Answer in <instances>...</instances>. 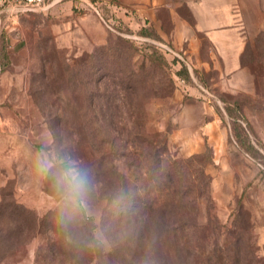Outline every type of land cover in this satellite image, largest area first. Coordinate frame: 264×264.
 Wrapping results in <instances>:
<instances>
[{
	"label": "rangeland",
	"instance_id": "374dc122",
	"mask_svg": "<svg viewBox=\"0 0 264 264\" xmlns=\"http://www.w3.org/2000/svg\"><path fill=\"white\" fill-rule=\"evenodd\" d=\"M102 16L68 0L44 13L0 14V48H11L20 63L25 58L30 95L45 123L40 155H28L21 168L0 167V264H132L137 258L140 264H186L185 242L199 240L202 264H218L210 247L228 242L242 263L248 240L264 258V76L257 82L262 96L217 86L176 96L174 56L137 40L118 15ZM129 58L145 85L126 89L121 71H109L111 63L122 68ZM211 77L218 74L208 75L210 86ZM235 103L250 109L243 113ZM153 139L165 156L200 155L205 164L211 200L200 198L169 219L196 224V237L179 230L159 239L150 218L127 210L120 195L133 187L151 190L155 224L164 207L166 214L180 211L168 204L163 187L154 190L143 167L138 180L130 176V154L145 155ZM42 161L50 165L46 171ZM68 161L89 180L75 206L55 180ZM236 228L239 234L232 235Z\"/></svg>",
	"mask_w": 264,
	"mask_h": 264
},
{
	"label": "crops",
	"instance_id": "0c3cea01",
	"mask_svg": "<svg viewBox=\"0 0 264 264\" xmlns=\"http://www.w3.org/2000/svg\"><path fill=\"white\" fill-rule=\"evenodd\" d=\"M48 1L53 2L52 10L65 0ZM68 2L80 5L78 0ZM90 3L93 8L89 9L102 19L103 13L118 15L135 37L174 50L196 82L189 85L188 95L197 96L200 86L209 90L217 86L237 96H262L257 83L262 77L247 65L245 56L264 37V0H90ZM141 30L149 36H140ZM10 49L3 65L0 60V167L16 163L21 168L28 155L42 153L45 123L30 95L25 58L20 63ZM212 73L218 77H211L210 86L208 75ZM200 79L206 85H198ZM178 94L182 92L176 90L175 95ZM190 101H186V108ZM188 112L198 113L192 109Z\"/></svg>",
	"mask_w": 264,
	"mask_h": 264
},
{
	"label": "trees",
	"instance_id": "16d2710c",
	"mask_svg": "<svg viewBox=\"0 0 264 264\" xmlns=\"http://www.w3.org/2000/svg\"><path fill=\"white\" fill-rule=\"evenodd\" d=\"M140 36L147 37L149 33L141 30L139 32ZM146 45V43H143ZM141 45V46H143ZM134 46L130 45V49H133ZM115 55L118 58V51H115ZM113 56V55H112ZM8 52L4 47L0 48V60L3 65V61L7 60ZM264 37H260L258 42H256V47H251L247 50L245 59L247 60V65L252 69V71L257 76H264ZM93 59V57H92ZM119 59V58H118ZM174 64H179V67L173 69L172 72L175 71L180 77L184 78L189 85L194 84L193 80L189 76V69L186 66L184 60H181L177 57L173 59ZM246 62V61H245ZM114 66L113 70L109 71H121L119 72L120 80L126 84V89H132L137 85H145V80H141V76H138L139 69L135 67L132 63V58H129L128 64L124 65L120 68L119 64L116 62L111 63ZM137 66V65H136ZM99 67H101L99 65ZM102 68H100L101 70ZM259 69V70H257ZM126 73V76L124 77ZM263 78V77H262ZM201 84L206 85L204 79L199 80ZM171 84L173 85L172 81ZM174 90H177L176 83L174 81ZM244 96V95H240ZM247 97V96H246ZM251 103V102H250ZM241 104L235 103L234 108L236 110H241V112H246V110L250 108H237ZM246 105H243V107ZM261 113V111H260ZM157 138V137H156ZM160 141L153 139L149 144V152L145 155L144 153L135 152L130 154L131 168H130V176L135 180H138L142 175L140 173V168H144L147 170L149 178L154 183V190H159L163 187V192L168 198V204L172 207L178 208L176 210H180L179 212L175 211L172 213V210L169 209L168 214H166V208L164 207L162 212L158 215L159 222L157 224L154 223L155 218L152 217L154 214L153 210V200L150 198L151 190L144 191L134 190L133 191L125 189L123 194H120L121 197L124 198L126 202V206H129L127 210L132 211L133 209L141 210L142 214L146 217L150 218L149 228L151 232L156 234L159 239H163V235L165 238H171L173 233H178L180 230L183 234L193 233L195 234L193 237H196L198 233V228L196 224L184 222L183 225H176V222H171L170 217H174V215L180 213L185 210V208L192 203L196 202L200 198H208L210 199V178L205 174L204 167L205 164L201 163L200 155L193 156L190 159L182 160L175 159L172 156H165L160 151ZM163 143V142H162ZM145 162V163H144ZM137 186L139 184L138 181L134 182ZM120 198L119 196L117 197ZM127 198V200H126ZM168 206V205H167ZM246 214V213H245ZM168 215V216H167ZM239 216H243V211L239 212ZM248 233L251 232L249 230V225L244 228V231ZM231 234H239L238 228L236 230L231 231ZM92 238V236H91ZM251 238V237H250ZM236 242V245H238ZM211 250L214 252L217 261L220 264H264V258H259L256 255L255 249H253V243L251 240H248V244L245 248V257L243 258V262L241 263V257L235 256L232 252V248L228 243L222 245L217 244L216 246H211ZM186 256L188 264H202L203 262V251L201 242L194 244V242H185ZM238 253V252H237ZM136 262L132 264H140L139 258L134 259ZM218 263V264H219Z\"/></svg>",
	"mask_w": 264,
	"mask_h": 264
},
{
	"label": "built area",
	"instance_id": "2783aa9c",
	"mask_svg": "<svg viewBox=\"0 0 264 264\" xmlns=\"http://www.w3.org/2000/svg\"><path fill=\"white\" fill-rule=\"evenodd\" d=\"M81 7L93 8V5L90 3V0H78ZM53 6V2L48 0H0V14L4 12H16V13H44L48 12ZM139 41H142L140 38H136ZM164 53H168L177 57L181 60L180 56L171 48L166 45H160ZM173 77L177 86V90L181 91L184 94L189 93V84L187 81L180 77L176 72H173ZM201 87V86H200ZM205 93H209L205 88L201 87Z\"/></svg>",
	"mask_w": 264,
	"mask_h": 264
},
{
	"label": "clouds",
	"instance_id": "9594fccd",
	"mask_svg": "<svg viewBox=\"0 0 264 264\" xmlns=\"http://www.w3.org/2000/svg\"><path fill=\"white\" fill-rule=\"evenodd\" d=\"M42 167L46 171L50 165L42 161ZM55 180L58 188L64 192L65 199L73 206L87 193L88 176L74 161H68L67 168L56 174Z\"/></svg>",
	"mask_w": 264,
	"mask_h": 264
}]
</instances>
